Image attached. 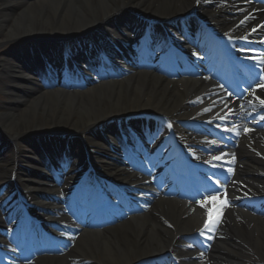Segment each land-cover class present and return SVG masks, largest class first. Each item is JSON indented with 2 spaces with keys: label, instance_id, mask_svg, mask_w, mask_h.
Masks as SVG:
<instances>
[{
  "label": "bare ground",
  "instance_id": "1",
  "mask_svg": "<svg viewBox=\"0 0 264 264\" xmlns=\"http://www.w3.org/2000/svg\"><path fill=\"white\" fill-rule=\"evenodd\" d=\"M193 4L194 0H0V134L12 141L11 147L17 146L9 155L0 153L6 164L12 162L11 168L2 173L0 182L6 181L3 176L11 174L14 164L28 163L31 156L27 150L30 148L18 150V147L22 142L34 143L37 136L51 138L60 152L68 146L67 153L72 156L75 169L67 170L70 178L79 176L82 172L77 168L89 160L97 161V165L94 164L100 170L103 165L109 167L101 161L103 155H112L102 138V132L107 130L106 122L153 111L176 115L178 119L188 118L187 101L205 88L197 79L174 81L154 72L136 71L121 80L101 82L83 90H32L30 97L22 96L21 92H28L39 82L29 73L17 74L12 70L13 61L20 55L17 45L29 40L43 47L48 40L73 34L81 37L83 29L90 28L87 25L106 23L108 30L107 26L116 24L114 16L122 13L119 21L123 22L131 9L144 16L153 13L170 18L189 10ZM120 26L126 28L124 23ZM52 49L56 59L61 60L57 56L61 54L59 48L52 46ZM257 136L255 149L263 158L247 149L245 139L240 140L236 151L240 153L243 169L239 170L238 177L264 185V131L263 134L257 132ZM83 147L89 151H83ZM56 151L50 152L48 157L55 159ZM31 166L33 172L43 170L41 162ZM19 171L18 185L24 195L30 199L40 200L41 197L48 208L49 186L45 178L42 182L46 184L36 186V175L28 174L24 181L27 172ZM122 174L124 171H119V176L114 178L119 179ZM191 208L184 203L158 199L151 211L110 228L84 230L68 253L45 255L34 264H130L136 253L140 259L149 256L157 247L168 248L173 245L176 231L186 232L184 229L191 224L194 226L196 220L202 222L203 210L192 212ZM43 212L47 214V221L56 220L54 212L49 209ZM180 217L186 219L177 223ZM166 222L173 230L164 226ZM223 230L225 239L208 255L211 260L217 264H264V217L230 212ZM0 247L11 250L5 243ZM10 255L16 257L15 252Z\"/></svg>",
  "mask_w": 264,
  "mask_h": 264
},
{
  "label": "snow or ice",
  "instance_id": "2",
  "mask_svg": "<svg viewBox=\"0 0 264 264\" xmlns=\"http://www.w3.org/2000/svg\"><path fill=\"white\" fill-rule=\"evenodd\" d=\"M247 19V17H246ZM244 21H241V24H243ZM261 27H264V25H262ZM253 31H255V29H253ZM241 39H244L247 41V37H241ZM262 43H264V41H261ZM241 51H243V49H241ZM255 51V50H253ZM248 58V57H246ZM252 59L255 60V63L253 65V67L259 68L260 70L257 72L255 79L253 80V84L257 87V88H264V52H260L258 53L256 56L251 57ZM250 87H252L250 85ZM247 91V89H246ZM229 95H231V93H229ZM252 95L254 97V99L256 101H258L259 105L264 106V99H261L258 96H255V88H253L252 90ZM215 103V102H213ZM249 103H251V101H249ZM241 107H243V105H241ZM211 111V108H205L204 112H209ZM231 111V110H229ZM227 116V114H226ZM225 117H219L221 119H226ZM169 127H171V124H169ZM217 127H220V125H217ZM227 130H231V129H225ZM245 131H248V129H245ZM237 134H239L237 132ZM222 157L221 156H214L213 159L215 160H220ZM207 162V161H206ZM229 171H231V169H229ZM212 192H217L219 191V187L218 186H214L211 190ZM209 197L208 199H204L201 201V207L206 209V215H207V220L205 221V228H209L215 221L213 220V216L214 213L216 214V220L219 219V213H220V209L218 207H212V208H208L207 205L212 204L215 205L217 203V201L219 200V197L215 196V195H211V193H209ZM228 201L227 200H223L220 201L221 205L227 204ZM203 231H201V235H203Z\"/></svg>",
  "mask_w": 264,
  "mask_h": 264
},
{
  "label": "rangeland",
  "instance_id": "3",
  "mask_svg": "<svg viewBox=\"0 0 264 264\" xmlns=\"http://www.w3.org/2000/svg\"><path fill=\"white\" fill-rule=\"evenodd\" d=\"M0 98H2V96H0ZM4 100H6V99L4 98Z\"/></svg>",
  "mask_w": 264,
  "mask_h": 264
}]
</instances>
